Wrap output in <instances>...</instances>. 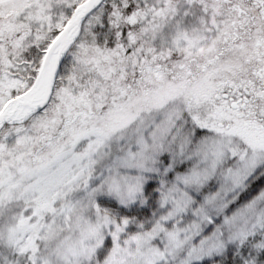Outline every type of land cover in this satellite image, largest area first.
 <instances>
[{"label": "snow or ice", "instance_id": "obj_1", "mask_svg": "<svg viewBox=\"0 0 264 264\" xmlns=\"http://www.w3.org/2000/svg\"><path fill=\"white\" fill-rule=\"evenodd\" d=\"M0 264H264V0H0Z\"/></svg>", "mask_w": 264, "mask_h": 264}]
</instances>
